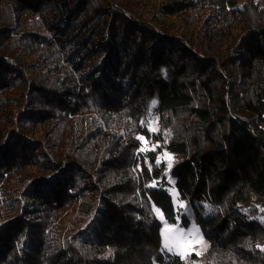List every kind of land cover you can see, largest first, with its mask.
I'll return each instance as SVG.
<instances>
[{
  "label": "trees",
  "instance_id": "16d2710c",
  "mask_svg": "<svg viewBox=\"0 0 264 264\" xmlns=\"http://www.w3.org/2000/svg\"><path fill=\"white\" fill-rule=\"evenodd\" d=\"M155 208L264 264L260 0H0V264H192Z\"/></svg>",
  "mask_w": 264,
  "mask_h": 264
},
{
  "label": "rangeland",
  "instance_id": "374dc122",
  "mask_svg": "<svg viewBox=\"0 0 264 264\" xmlns=\"http://www.w3.org/2000/svg\"><path fill=\"white\" fill-rule=\"evenodd\" d=\"M154 1L159 2L161 0H154ZM260 3L262 6H264V0H260ZM170 194L175 204L181 203L180 199L178 198L176 190L174 189L170 190ZM156 209L158 208L154 209L155 215L161 223L159 229L161 249L169 251L168 248L165 247L164 233L166 228H171L174 230V234L177 236V243L172 245V250L169 252L176 253L181 258L189 257L190 254L194 253L195 256L191 258L192 264H206L205 250L208 242L200 233L198 226L195 223H189L188 225H181L178 222L175 223L167 222L164 219L163 215L161 214L160 210L159 213H157ZM61 220L63 223H67L64 217ZM262 248L264 251V243Z\"/></svg>",
  "mask_w": 264,
  "mask_h": 264
},
{
  "label": "snow or ice",
  "instance_id": "6c2138e0",
  "mask_svg": "<svg viewBox=\"0 0 264 264\" xmlns=\"http://www.w3.org/2000/svg\"><path fill=\"white\" fill-rule=\"evenodd\" d=\"M153 104H155V101H153ZM141 140H143V137H140ZM167 156V154H165ZM170 159V157H169ZM171 163H169V168L171 167ZM157 213H159V209H156ZM196 231V230H194ZM191 234V233H190ZM165 247L168 248L169 251L172 250V245L177 243V236L174 234V230L171 228L165 229ZM178 246V244H177Z\"/></svg>",
  "mask_w": 264,
  "mask_h": 264
}]
</instances>
